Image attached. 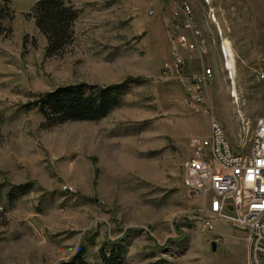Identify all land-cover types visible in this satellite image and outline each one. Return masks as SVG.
<instances>
[{
  "label": "rangeland",
  "instance_id": "obj_1",
  "mask_svg": "<svg viewBox=\"0 0 264 264\" xmlns=\"http://www.w3.org/2000/svg\"><path fill=\"white\" fill-rule=\"evenodd\" d=\"M35 1L0 2V264H54L80 245L87 264H101L103 243L121 248L114 264H244L242 231L201 228L183 161L209 117L240 151L264 115V0H71V43L49 56L29 14ZM182 2L205 53L180 79L162 71ZM185 54L175 48V67ZM202 66L208 108L191 104L183 83ZM120 82V103L96 121L45 126L22 107L57 86Z\"/></svg>",
  "mask_w": 264,
  "mask_h": 264
},
{
  "label": "built area",
  "instance_id": "obj_2",
  "mask_svg": "<svg viewBox=\"0 0 264 264\" xmlns=\"http://www.w3.org/2000/svg\"><path fill=\"white\" fill-rule=\"evenodd\" d=\"M180 10L184 19L179 21L176 16L167 26L171 63L162 73L168 77L175 72L182 79L180 73L187 62L203 55L204 38L192 31L185 2ZM179 44H186L185 62L174 67ZM183 79L188 101L208 108L204 94L211 80L210 69L189 70ZM189 146L182 186L198 198L195 215L201 228L212 231L214 224H219L242 231L244 264H264V115L255 119L245 149H232L223 126L214 117H209L207 134L190 137Z\"/></svg>",
  "mask_w": 264,
  "mask_h": 264
},
{
  "label": "trees",
  "instance_id": "obj_3",
  "mask_svg": "<svg viewBox=\"0 0 264 264\" xmlns=\"http://www.w3.org/2000/svg\"><path fill=\"white\" fill-rule=\"evenodd\" d=\"M9 0H0L6 3ZM37 30L45 39V55L60 51L71 43L72 28L78 16V9L71 0H37L29 12ZM126 82L105 86L78 83L62 85L37 95L22 105L25 110H34L45 126L65 121H96L106 116L120 103ZM108 250L105 252V247ZM121 248L112 243H103L97 250L101 264H114L120 256ZM86 247L80 245L68 260L54 264H87L84 258Z\"/></svg>",
  "mask_w": 264,
  "mask_h": 264
},
{
  "label": "bare ground",
  "instance_id": "obj_4",
  "mask_svg": "<svg viewBox=\"0 0 264 264\" xmlns=\"http://www.w3.org/2000/svg\"><path fill=\"white\" fill-rule=\"evenodd\" d=\"M190 26L192 27V31H197L196 29L194 30V26H193V24H191V14H190ZM197 34L199 35V31H197ZM179 45L186 47V44H179ZM202 49H203V54H204L205 53V46H204L203 41H202ZM220 49H221L223 59L226 61V68L230 70V77L232 78V73H233V69H234L233 68L234 67L233 66V57H232V53L228 47V41L227 40L224 41V45H222ZM179 63L181 64L182 62L179 61ZM174 67H175V51H174ZM210 77H212L211 70H210ZM184 172H185V163H184Z\"/></svg>",
  "mask_w": 264,
  "mask_h": 264
},
{
  "label": "water",
  "instance_id": "obj_5",
  "mask_svg": "<svg viewBox=\"0 0 264 264\" xmlns=\"http://www.w3.org/2000/svg\"><path fill=\"white\" fill-rule=\"evenodd\" d=\"M211 247H212V249H213V248H214V245L212 244Z\"/></svg>",
  "mask_w": 264,
  "mask_h": 264
}]
</instances>
